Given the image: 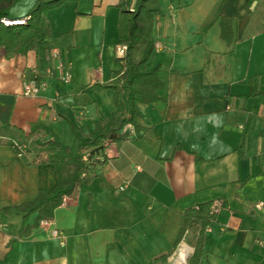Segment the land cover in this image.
Returning <instances> with one entry per match:
<instances>
[{
    "label": "crops",
    "instance_id": "crops-1",
    "mask_svg": "<svg viewBox=\"0 0 264 264\" xmlns=\"http://www.w3.org/2000/svg\"><path fill=\"white\" fill-rule=\"evenodd\" d=\"M35 2L11 0L7 19L25 18ZM119 2L67 1L45 16V50L5 58L0 48V261L8 255L0 264H148L172 249L186 209L216 200L222 208L205 229L198 264H264V216L251 209L264 201V0H157L146 34L159 99L138 104L137 129L127 123L115 133L96 176L50 221L20 237L23 213L2 212L57 184L53 165H27L40 143L76 149L115 110L114 91L96 84L123 70ZM220 17L231 20L229 43ZM52 49L70 68L67 83ZM33 77L46 86L24 96L22 81ZM40 127L36 140L26 138ZM199 229L191 222L175 251L185 244L190 256Z\"/></svg>",
    "mask_w": 264,
    "mask_h": 264
},
{
    "label": "trees",
    "instance_id": "trees-1",
    "mask_svg": "<svg viewBox=\"0 0 264 264\" xmlns=\"http://www.w3.org/2000/svg\"><path fill=\"white\" fill-rule=\"evenodd\" d=\"M76 0H36L34 7L28 12L23 24L5 26L0 23V48L5 58L23 55L29 50L42 51L47 47L46 38L50 26L45 16L47 12L63 3ZM11 0L0 1V18H7L6 10ZM157 0H120V10L126 14L127 37L124 40L126 52L123 58V70L119 77L106 84L96 86L114 91L115 110L103 120L97 121L93 128L78 139L76 149L55 139H48L38 146L34 160L27 165H53L58 172V181L49 192H40L28 202L16 206L6 207L2 212L18 210L23 213L22 224L18 236H28L42 221L53 218L54 209L61 205L64 197H72L75 190L83 184L89 183L96 176V168L104 161L103 141L111 134L118 132L127 123L137 129L135 120L139 117L138 104H149L159 98L156 90L161 88L159 67L149 64V57L154 48L152 39L146 34V24L152 13L156 11ZM131 7V10H130ZM220 38L226 43L232 37L231 20L219 18ZM142 46L141 54L136 59L134 52ZM43 129L29 133L26 138L36 140ZM21 152V151H20ZM100 159H94V157ZM211 202L202 203L188 208L183 213V221L172 249L165 254L152 259L148 264L165 262L176 250L185 231L191 222L200 223V229L189 256L188 264H198L205 241V229L210 224L213 215L209 214ZM33 220L30 221V216ZM6 255L1 261L5 262Z\"/></svg>",
    "mask_w": 264,
    "mask_h": 264
},
{
    "label": "built area",
    "instance_id": "built-area-1",
    "mask_svg": "<svg viewBox=\"0 0 264 264\" xmlns=\"http://www.w3.org/2000/svg\"><path fill=\"white\" fill-rule=\"evenodd\" d=\"M26 20V17L23 19H7V18H0V23H2L5 26H10V25H17V24H23L24 21ZM126 52V45L124 43H119L115 46V55L118 59L123 60ZM49 58L54 61L55 64V69L57 70L58 73V79L62 81L63 83H67L70 81L71 78V72L70 68L67 64H65L60 56V52L57 49H52L50 51V56ZM48 72H51V69H48ZM46 86V83L44 81H41L38 79V77H33L31 79H26L22 81V94L24 96H34L37 95L41 90H43ZM115 134L109 135L102 143L103 146V156L105 158V155L109 153L114 144H115ZM21 154V153H19ZM94 159H100L97 156L94 157ZM119 191L123 190V187L118 188ZM68 197H64L62 199L61 205H65L67 203ZM222 208V202L220 200H216L211 203V206L209 208V214H215L216 212L219 211V209ZM251 209L254 211L259 212L261 215L264 216V201H256L251 205ZM48 221H42L41 224H44ZM52 236L57 237L58 232L57 230L53 229L51 231ZM180 248L172 254V256L169 259L168 264H175V258L178 255ZM189 253L186 255L184 259V264H187V259H188Z\"/></svg>",
    "mask_w": 264,
    "mask_h": 264
},
{
    "label": "bare ground",
    "instance_id": "bare-ground-1",
    "mask_svg": "<svg viewBox=\"0 0 264 264\" xmlns=\"http://www.w3.org/2000/svg\"><path fill=\"white\" fill-rule=\"evenodd\" d=\"M189 251H190L189 247L185 244H182L180 246V250L178 252V255L175 258V264H184V259H185L186 255L189 253Z\"/></svg>",
    "mask_w": 264,
    "mask_h": 264
},
{
    "label": "rangeland",
    "instance_id": "rangeland-1",
    "mask_svg": "<svg viewBox=\"0 0 264 264\" xmlns=\"http://www.w3.org/2000/svg\"><path fill=\"white\" fill-rule=\"evenodd\" d=\"M164 264H167V263H164Z\"/></svg>",
    "mask_w": 264,
    "mask_h": 264
}]
</instances>
